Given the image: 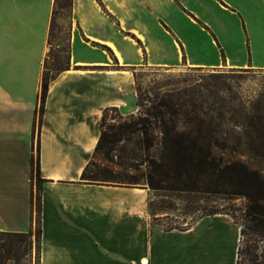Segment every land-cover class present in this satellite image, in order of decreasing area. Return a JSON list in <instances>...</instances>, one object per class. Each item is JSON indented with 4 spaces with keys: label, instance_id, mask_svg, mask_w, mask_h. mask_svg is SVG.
Listing matches in <instances>:
<instances>
[{
    "label": "crops",
    "instance_id": "1",
    "mask_svg": "<svg viewBox=\"0 0 264 264\" xmlns=\"http://www.w3.org/2000/svg\"><path fill=\"white\" fill-rule=\"evenodd\" d=\"M55 0H0V231L35 230L39 264H238L226 213L152 223L146 187L86 180L108 107L134 99L143 67L264 71V0H72L68 67L39 108ZM144 262V263H143Z\"/></svg>",
    "mask_w": 264,
    "mask_h": 264
},
{
    "label": "rangeland",
    "instance_id": "2",
    "mask_svg": "<svg viewBox=\"0 0 264 264\" xmlns=\"http://www.w3.org/2000/svg\"><path fill=\"white\" fill-rule=\"evenodd\" d=\"M71 24L68 9L58 6L43 80L50 79L59 69L67 66V40ZM134 75L132 105L126 109L110 110L104 120L105 132L112 134L115 129L118 130L121 125L133 119L138 121L139 118H147L148 113L154 111V106L168 105L172 108L171 116L177 122L179 131L208 135L213 129H217V137L228 144L224 149L225 158L240 157L252 168L264 167V145L251 150L246 135V132L253 136L264 132H259L257 124L253 122L255 115L264 116V71L223 67H143L136 70ZM151 120L154 119L151 117ZM159 131L156 126L152 129L155 134ZM122 136L123 139L109 155L104 150L95 154L88 172L90 180L122 183L113 181L109 176H141V183L131 185L148 189L150 219L152 223L165 228H186L210 211L229 214L245 232L241 239L238 264H264V235L249 227L256 220L251 221L246 216L248 198L245 195L227 193L222 186L218 187V191L203 192L154 190L144 181L143 157L138 161L129 159L126 165H119L122 148L126 147L131 153L143 152L138 143L143 134L136 131L126 132ZM239 139L241 145H237ZM132 162L137 164L136 170L127 167ZM34 181L37 182L36 179ZM38 193L36 186V194ZM35 233L36 230L26 234L0 231V264H39L40 241Z\"/></svg>",
    "mask_w": 264,
    "mask_h": 264
},
{
    "label": "trees",
    "instance_id": "3",
    "mask_svg": "<svg viewBox=\"0 0 264 264\" xmlns=\"http://www.w3.org/2000/svg\"><path fill=\"white\" fill-rule=\"evenodd\" d=\"M58 6L61 9L67 8L71 16L72 0H55L50 37L52 35L53 20ZM67 67L68 64L66 67L59 69L50 79L43 80L41 105L39 108V128L42 123L49 81ZM154 108V111L148 113L147 118H139L138 121L133 119L131 122L121 125L118 130L115 129L112 134H108L103 130L104 120L110 110H118L119 108H106L101 121L102 133L96 146L94 156L100 150H104L106 155H109L112 150L116 149L115 146L123 139L122 135H125L126 132L136 133V131H141L143 138L139 139L138 143L139 148L143 150V152L131 153L128 152L126 147H124V149L122 148L120 166L124 165L129 159L138 161V159L143 157L145 163L144 181L154 190L174 189L188 192H203L218 191V187L222 186L224 187L223 191L227 193L245 195L248 198L246 216L250 217L251 221L256 220V222L249 227L251 230H255L264 235V167L252 168L245 161L240 159V157L225 158L224 149L228 147V144L222 142L217 137V129H213L208 135H192L187 131H179L177 122L171 116V114H173L171 106H154ZM151 117L154 119L153 121ZM255 117L256 119L253 122L257 124L259 132L261 130L264 131V116L257 114ZM153 125L160 129L158 134L152 132V129H154ZM246 135L248 140L247 143L251 150H255L258 146L264 145V132L258 133L256 136L246 132ZM237 145H241L240 139ZM256 153H258V151ZM32 164V179H36L37 182H33L31 201L35 210V234L38 241H40L42 235L43 179L40 176L38 156L32 160ZM90 166L91 162L84 172V178L86 180H90V178H88ZM128 166L134 170L138 168L137 164L133 162L129 163L127 167ZM111 171L114 170L112 169ZM109 178H112L113 181L122 182L120 184L131 185L132 183H141V176L135 174H111ZM204 183H206V185H204ZM36 186L39 192L38 194H36ZM215 213L219 212L210 211L207 214ZM241 230L242 235L245 234L242 228ZM27 233H32V230ZM238 252L240 254L241 247H239Z\"/></svg>",
    "mask_w": 264,
    "mask_h": 264
},
{
    "label": "bare ground",
    "instance_id": "4",
    "mask_svg": "<svg viewBox=\"0 0 264 264\" xmlns=\"http://www.w3.org/2000/svg\"><path fill=\"white\" fill-rule=\"evenodd\" d=\"M144 263V262H143ZM145 264V263H144Z\"/></svg>",
    "mask_w": 264,
    "mask_h": 264
}]
</instances>
